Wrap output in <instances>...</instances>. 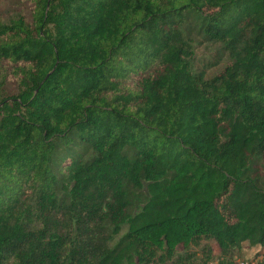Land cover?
Instances as JSON below:
<instances>
[{
  "label": "trees",
  "instance_id": "16d2710c",
  "mask_svg": "<svg viewBox=\"0 0 264 264\" xmlns=\"http://www.w3.org/2000/svg\"><path fill=\"white\" fill-rule=\"evenodd\" d=\"M29 1L0 17V264L264 249V0Z\"/></svg>",
  "mask_w": 264,
  "mask_h": 264
},
{
  "label": "rangeland",
  "instance_id": "374dc122",
  "mask_svg": "<svg viewBox=\"0 0 264 264\" xmlns=\"http://www.w3.org/2000/svg\"><path fill=\"white\" fill-rule=\"evenodd\" d=\"M32 8L29 0H0V17L5 21L19 14L29 18ZM189 49L196 69H203V66L221 60L217 65L207 68V77L215 75L224 66L226 57L220 53L218 45L203 43L199 38H195ZM15 90L13 85L6 87L8 93ZM152 264H264V249L254 255L249 251L248 245L243 244L240 248L223 254L218 251L215 243L202 241L186 250L178 248L174 257H157Z\"/></svg>",
  "mask_w": 264,
  "mask_h": 264
}]
</instances>
